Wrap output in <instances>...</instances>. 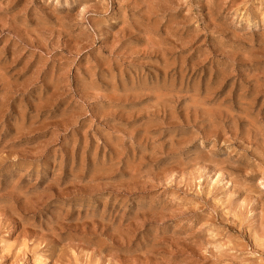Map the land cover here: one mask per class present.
<instances>
[{"label":"rangeland","instance_id":"obj_1","mask_svg":"<svg viewBox=\"0 0 264 264\" xmlns=\"http://www.w3.org/2000/svg\"><path fill=\"white\" fill-rule=\"evenodd\" d=\"M0 264H264V0H0Z\"/></svg>","mask_w":264,"mask_h":264},{"label":"bare ground","instance_id":"obj_2","mask_svg":"<svg viewBox=\"0 0 264 264\" xmlns=\"http://www.w3.org/2000/svg\"><path fill=\"white\" fill-rule=\"evenodd\" d=\"M161 1V0H160ZM164 3V2H163ZM158 5V4H157ZM156 9V8H155ZM152 17V16H151ZM211 17V16H210ZM217 26V25H216ZM168 28V27H167ZM191 34V33H190ZM176 35V34H175ZM180 37V36H179ZM176 41V40H175ZM161 58V57H160ZM168 61V60H167ZM167 74V73H166ZM221 84V83H220ZM218 86V85H217ZM201 100V99H200ZM208 100V99H207ZM7 252V251H6Z\"/></svg>","mask_w":264,"mask_h":264}]
</instances>
